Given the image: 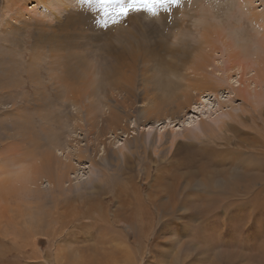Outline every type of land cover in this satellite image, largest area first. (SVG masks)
<instances>
[{
  "label": "rangeland",
  "instance_id": "374dc122",
  "mask_svg": "<svg viewBox=\"0 0 264 264\" xmlns=\"http://www.w3.org/2000/svg\"><path fill=\"white\" fill-rule=\"evenodd\" d=\"M35 1L0 0V28L4 26L6 20L11 21L10 17L13 16L10 14L11 9L17 3L19 11L20 8L26 9L24 10L27 13L26 16L33 17L45 28L37 29L39 33H35V38L33 33L36 24L27 27L25 33L19 30L20 42L16 46L19 47V71L16 74L15 70L9 73L7 69L4 70L9 77L13 75L11 76L13 80L19 77V97L16 95L17 92L13 91L12 98L4 95L0 100V240L7 236L6 243H0V264L5 262L39 264L38 261L42 264H52L48 254L64 237H60L63 228L59 225L60 220L57 219L56 210L75 215L77 211H84L89 206H96L98 212L105 211L104 214L107 215L109 223L115 230L111 235L120 237L121 243L118 245L115 240L108 238L109 253L105 257L106 259L112 255L118 264L128 263L122 253L123 248L134 252L137 258L148 255L153 246L154 236L163 235L159 234L161 233L159 228L157 230L159 221L161 224L165 221L164 230L173 229L172 234L175 232L173 236L181 242L185 240V248L190 245L188 242L191 239L196 240L205 251L204 254H199V259L204 256L202 260L208 258L209 264H264V102L261 103V109L260 104L255 100L257 93H264V82L253 83L256 76H262L261 78L264 79V63L260 68H263L262 70L258 71L257 66L260 53L264 57L262 49L264 23L263 26L258 24L257 26L247 20L243 12L247 7H244L243 0H194L192 7L189 5L187 7L186 1L181 0L180 7L184 6L187 11L184 10V13L186 12L184 15L182 9L177 6L176 17L183 18L184 20H180L189 30L186 44H181L180 38L178 43L177 39L176 42L173 40L175 30L169 31L168 27L163 31L161 29V32L150 31V34L143 32V36L139 35L141 31L133 30L137 27L128 17L138 16L141 20H144L146 16L148 19L155 17V23L158 22L160 27V19L157 16L163 10L172 8V0H167L163 5L155 3V6L151 5L150 0H128L127 6L124 0H105V2L104 0H95L96 2L79 0L81 2L78 3L74 0V5H68V11L55 12L54 16L48 14L51 6L45 2L42 5L43 0H39L36 13L30 12L28 7ZM108 1H110L109 7L113 4L111 7L114 9H107L108 5L104 7ZM83 5L87 7L84 8ZM150 5L154 6V11L149 10ZM122 7H127L133 13L131 15L119 13ZM250 7L262 13L264 0H255ZM85 9L88 10L85 11ZM105 10L107 15L101 16L102 11ZM70 12L75 14L76 21L66 24L65 16ZM41 16L43 23H40L42 19H38ZM171 16L175 18L174 13ZM168 20L170 18L167 19L169 23ZM202 20L203 24H200ZM55 23L65 27L64 30L55 27ZM208 23L215 24L216 29L219 28L223 36L225 35V41L237 47L240 55L238 52L237 56L234 54L236 48L231 50L223 43L225 41L221 33L213 32V35H208L207 38L215 42L216 48L214 44H212L213 49L206 45L209 52L208 59L211 61L206 69L211 72L210 77L220 81L221 84L215 86L214 91L209 90L215 95L207 91L201 94L207 93L202 104L194 98L192 104H198L196 109L190 107L189 110L185 109L182 113H176L180 99L173 98L174 93L170 96V93L162 88L167 78L176 82H180V79L176 76L178 74L174 75L175 73L167 65L158 73V66L162 62L160 59L166 58L167 62L173 61L179 64L181 53L188 46L192 44L189 52L191 49L194 52L198 51L197 47L203 41L202 28ZM47 24L56 30L59 38L74 44L76 51L80 52L84 49L91 51V55L85 60L89 63L90 59L93 67L97 65V61L101 69L96 70L95 67L83 74L84 65L77 66L78 63L75 64V62L69 63L70 67L73 66L71 69L73 71L69 72L62 64L49 63V51L46 44L52 32ZM102 26L109 28L107 32L111 35L114 46L120 47L121 35L126 40L122 39L124 42L121 47L124 48L127 60L134 59L133 72L123 70L118 74V72L115 73L116 71H110L109 55L97 60L106 52L93 46L95 42L91 40V36L101 32L102 30H98L103 29ZM122 27L125 30L122 31ZM81 33L87 34L84 38H79ZM40 35H42L41 38H39ZM127 35H129L128 42ZM1 36L10 38L8 33ZM217 36L220 40H217ZM7 43L0 41L3 47ZM30 53L38 55L31 66L28 64ZM56 64L64 73L60 72ZM2 65L4 66L3 62ZM29 67L32 68L29 69ZM27 72H33L32 74L36 77L32 74L30 77ZM107 72L108 77H119L123 84H127V81L133 78L134 91L131 94L119 93L105 84L100 85L96 95L85 96L84 94L90 90L89 80L94 77L102 78L103 75L105 78ZM53 74L59 76L60 80ZM65 74L70 79L73 77V81L84 80L78 92L79 95L77 92L74 94L75 97L72 95L75 88H72L73 92H70L69 88L62 86L61 76ZM2 76L1 72L0 78ZM86 85L89 90H84ZM36 89L39 90L38 95L34 94ZM176 90L177 88L174 89ZM40 94L45 95L47 100L45 99L43 106L39 107L38 103L41 100L36 98ZM115 100L118 102L116 110L121 113L124 111L126 116L121 122L124 129L117 128L111 131L110 128L101 125L99 129L103 131L100 132L96 126H92L91 120L102 112L105 103H114ZM219 100L220 103H218ZM89 105L93 106L92 110L87 109L86 106ZM38 110L41 113L48 111L53 114L59 125L57 123L47 125L36 119ZM226 111L231 116L225 117V123H222L220 119ZM26 114L29 116L28 124L31 122L34 127L31 123L30 128L26 126L27 123L24 124ZM202 124L210 127L204 135L200 132ZM185 128L188 134L182 135ZM39 135H41L40 138ZM29 137L35 139V142ZM77 147H82L85 151L79 153ZM78 154L80 156H77ZM16 170H19L18 180L15 179L18 177L16 175L13 179V173ZM62 171L66 176L61 177L62 182L58 184L59 174L57 173ZM33 177L36 178L35 183L32 180ZM24 179L30 184H26ZM215 182L224 183L229 190H215L218 194H213L215 191L212 188ZM134 192L144 200L143 205L135 202ZM207 195H216L214 203L205 200L204 197ZM149 196L158 197V200L163 197L164 201L172 207H177L188 200L190 210L179 215L173 212V215L169 214L171 216L169 219L166 213H157ZM194 207H197V213L194 212ZM89 214L90 219H85L80 230L75 232V240H78L72 243V246L83 254L82 260L84 259L85 264L94 262L97 254L95 252L99 250L98 245L87 247L92 239L97 241L99 237V229L94 223L97 221V216L91 212ZM176 217L181 218L182 223L177 221ZM60 219H64V216ZM125 224L131 227L129 231L124 229ZM94 226L96 229L93 228ZM182 226L186 229L184 230ZM90 236L93 238L86 242ZM163 238L159 237L157 240L158 253L167 248L175 251L180 246L175 244L173 238L165 240ZM138 239L140 240L137 243ZM8 246L13 247L9 257V253L5 252ZM14 247L19 250L17 255ZM63 248L66 252L69 251L67 246ZM197 250L201 251V247L195 249ZM97 255L101 259L104 256V254ZM222 257L224 260L220 261ZM234 258L236 260H233ZM155 261L151 263L154 264Z\"/></svg>",
  "mask_w": 264,
  "mask_h": 264
},
{
  "label": "bare ground",
  "instance_id": "6f19581e",
  "mask_svg": "<svg viewBox=\"0 0 264 264\" xmlns=\"http://www.w3.org/2000/svg\"><path fill=\"white\" fill-rule=\"evenodd\" d=\"M23 1V0H22ZM78 2H81L79 0H75ZM95 1V0H94ZM125 1V6L129 5V1L128 0H124ZM138 1V0H137ZM186 4H187V7L188 5L190 7H192V5L194 6V0H191L190 2L188 0H185ZM36 2V3H35ZM34 2V4H32L30 7H28L30 9V12L32 13H36L37 12V8L39 6V0H36ZM44 2L48 5H50L51 7L48 9V14H52V16H54L56 13L55 12H60V11H68V5H74V0H43L42 2V5L44 4ZM83 2V1H82ZM96 2V1H95ZM105 2V0H104ZM132 2V1H130ZM150 2L152 3V0H150ZM172 2V1H171ZM177 5L174 6V4L176 2H173L172 3V8L168 9V10H163L162 12H160V14L157 16L159 17L160 19V27L158 26V22L155 23V17H149L148 19V16L145 17L144 20H141L140 17L138 16H133L131 15L133 12L131 10H129L126 15H131V16H128L130 17V21L132 22V24L137 27L136 28H133V30H138V31H141L139 32V35L142 34L141 36H143V32H145L146 34H150V31L152 32H157V31H160L161 32V29L162 31L168 27L167 29L170 31H173L175 30L174 33V41L176 42V39H177V43H178V40L181 39L180 43H184L186 44V39L187 37L189 36V30L186 29V26L182 23L181 20H184L183 18H180L178 19L176 16H177V13H178V9H177V6H181L179 2H181V0H177ZM183 2V1H182ZM196 3H198V1H195ZM253 2H255V0H243V4L245 5L244 7H247L246 9H244V14L246 15V18L249 22H252L253 24H258L260 26H263V23H264V12H260V11H256L254 8L250 7L251 4H253ZM115 3V2H114ZM109 4H110V1H108L107 4H104V7H109ZM112 4V3H111ZM127 4V5H126ZM139 4V3H138ZM106 5V6H105ZM113 5V4H112ZM112 5H110V7L107 9H114L113 7H111ZM151 5H154L153 3ZM250 5V6H249ZM25 6V5H24ZM23 6V7H24ZM77 6V5H76ZM123 6V5H122ZM155 6V5H154ZM153 6V8H154ZM174 6V7H173ZM78 7V6H77ZM76 7V8H77ZM83 7H87L86 5H83ZM135 8L137 7V4L136 6H134ZM186 7V8H187ZM27 8V9H28ZM91 8V7H90ZM88 8V9H90ZM122 8H127V7H122ZM132 8V7H131ZM194 8V7H193ZM47 9V8H45ZM88 9H85L88 10ZM106 9V8H105ZM106 9V10H107ZM180 9H182V13L185 15L184 13V10L187 11V9H184V6L180 7ZM191 9V8H190ZM26 9H22L20 8V11H19V5L18 3L14 5V7L11 9V13L10 14H13L11 18V21H5L4 22V26L1 27L0 31H1V35L4 34V33H8L10 34V38L6 39V37L4 38L3 36L0 35V40L1 42H8L7 45L5 47H3L2 45H0V74L1 72L3 73V76L0 78V89H2L0 91V100L3 99V96L6 95L8 98H12V96H14V94H12L13 91H16L19 97V77L16 79V80H13V78H11V76L13 75H10V77L4 72V70H6L8 73L9 71H16V74L18 73L19 71V47H16L18 46L19 44V38H18V32L20 30L21 33H25L26 31V28L27 27H30L31 25H35V31L33 33V38H35V33H39V31H37V29H41V30H44L45 28H43L41 26V24L38 23V21H36L35 19H33V17H30V16H26V12L24 11ZM77 10V9H76ZM102 11L103 12V15L101 16H106L107 15V11ZM189 10V9H188ZM246 10V11H245ZM196 10H194L195 12ZM203 11V10H202ZM29 12V11H28ZM80 11H78L79 13ZM207 12V11H206ZM47 13V12H46ZM54 13V14H53ZM75 13V12H74ZM174 13V19L173 17L171 16V14ZM191 13V12H189ZM200 13V12H199ZM202 13V12H201ZM205 13V12H204ZM77 14V13H76ZM117 14V13H116ZM115 14V15H116ZM165 14V15H164ZM208 15V13H206ZM31 15V14H30ZM75 15V14H74ZM71 12L68 13L66 16H65V22L66 24L68 23H74L76 21V18ZM33 16V15H31ZM43 17L45 15H42ZM38 17V19H42L43 17ZM58 16V15H57ZM171 16V17H169ZM187 16V15H186ZM185 16V17H186ZM203 16V15H202ZM201 16V18H202ZM169 23L167 22V19H169ZM210 17H211V14H210ZM209 17V18H210ZM57 18V17H55ZM117 18V17H116ZM207 18V17H206ZM213 18V17H211ZM205 19V17H203V20ZM33 20V21H32ZM203 20H202V23L200 24H203ZM205 21V20H204ZM209 21V19H208ZM211 21V20H210ZM3 22V21H2ZM19 22H21V25H19ZM43 19L41 20L40 23H43ZM207 22V21H206ZM214 22V21H213ZM255 22V23H254ZM62 23V22H60ZM205 23V22H204ZM63 24V23H62ZM104 24V23H103ZM197 24V23H196ZM199 24V25H200ZM219 24V23H218ZM40 25V26H39ZM43 25V24H42ZM45 25V24H44ZM48 26L51 27L50 24H47ZM101 25V24H100ZM257 25V26H258ZM205 26V25H203ZM55 27H58L62 30H64L65 27H60L58 23H55ZM67 27V26H66ZM103 29H99L98 31H101V32H97V34H94L93 36H91V40L94 43L93 46H97L99 47L101 50H103L104 52H106V54L100 58H97L98 59H101V58H104V57H107V55H109V61L108 63L111 64V65H108L109 66V70L110 71H116L115 73L118 72L119 73H122L123 70L126 71H131L133 72L134 70V67H135V62H134V59H132L131 61L127 60V56L125 55V51H124V48L121 47V45H123V42L126 41L124 40L123 36L121 35V38H120V47H116L113 45V41H112V38H111V35L108 34L109 32H107V30L109 28H104V26H102ZM126 27V26H125ZM99 28V27H98ZM130 28V27H128ZM149 28H151V30H149ZM217 26L215 24H211V23H208L205 27H203L202 30L203 31V34H202V37H203V41L199 44V48L197 47L198 51L194 52L193 49H191V51L189 52V48L192 47V44L191 46L187 47L186 50H183L182 53H181V59H180V63L179 64H175L173 61H168L167 62V59L166 58H161L160 60L162 62H160L159 66H158V73L161 72L165 66L167 65L168 68H171L173 73H175L174 75L176 76H179L178 78L180 79V82H176V80H172L170 78H167V82L166 84H164L163 88L166 92H169L170 93V96L173 95L174 93V97L173 98H179L180 100H178V110L176 111V113H182L185 109H190V107L192 109H196V105L198 104H192V100L194 98H196V101L199 100L198 102L200 104L203 103V98L205 95H207V93H205L204 95H201L202 93H204L205 91L209 92V93H213V92H210L209 90L211 89L212 91H214L216 89L217 86H219V83L221 84L220 81L216 80V79H212L210 77V74L211 72H209L206 68L207 66L210 64L211 61H209L208 59V54L209 52L207 51L206 49V45L211 47L212 49L215 47L216 48V45H215V42L213 40H210L209 38H207L208 35H211L213 32L215 33H221L220 30L216 29ZM131 29V28H130ZM191 29V28H190ZM122 31L125 30V28L122 27L121 29ZM149 30V31H148ZM104 31V32H103ZM201 31V32H202ZM51 32H52V35L48 36L49 37V42L46 44V47L48 46V51H49V63L52 64V62H55L59 65L62 64V66L64 67V69H66L68 72L69 71H73L71 69H73V66L70 67L69 63H73L75 62V64H77V66L79 65H84L83 67V70H82V73L83 74H86L90 69L96 67V70L98 69H101L100 66H98L100 63H97V65H94V67L91 65V60L89 59V63L85 60L87 59L90 55H91V51H87V50H82V51H76L75 49V45L70 43L69 41H66L65 39H61L57 36L56 34V30L53 29V27H51ZM200 32V33H201ZM258 32V31H257ZM164 33V32H163ZM162 33V34H163ZM260 33V32H259ZM87 34V33H81V35H79L78 37L79 38H84V35ZM132 34V33H131ZM134 34V33H133ZM132 34V35H133ZM156 34V33H155ZM222 34V33H221ZM7 35V34H6ZM172 35V34H171ZM201 35V34H200ZM213 35V34H212ZM87 36V35H86ZM85 36V37H86ZM137 36V35H136ZM145 36V35H144ZM163 36V35H162ZM184 36V37H182ZM262 36V35H261ZM42 35H40L39 38H41ZM88 37V36H87ZM167 37V36H165ZM222 37L223 39L225 38V35L223 36L222 34ZM260 37V36H259ZM180 38V39H178ZM199 38V37H198ZM261 38V37H260ZM263 38V37H262ZM21 39V38H20ZM124 41H123V40ZM128 39H129V35H127V42H128ZM145 39V38H144ZM217 40H220L219 37L217 36ZM89 41V40H88ZM225 41V39H224ZM101 42V43H100ZM37 43V42H36ZM35 43V44H36ZM173 43V42H172ZM224 44H226L227 47H230L231 50L232 49H235L233 51L234 54L237 56L238 53L240 55V51H237V47H234V46H231V43L229 41H225L223 42ZM175 44V43H173ZM214 44V47L213 45ZM261 44V43H260ZM188 45H190V42H188ZM234 45V44H233ZM44 47V46H43ZM234 47V48H232ZM174 49V48H173ZM240 49V47H239ZM262 49L264 50V42L262 43ZM241 50V49H240ZM238 52V53H237ZM30 55V58H29V66H31L33 63H35V58L38 57L39 55V52H38V55H33L32 53L29 54ZM41 55H43L41 53ZM259 56V54H258ZM260 56H261V53H260ZM259 56V59H258V71L259 69L262 67L263 63H264V57ZM45 57V56H44ZM257 57V56H256ZM42 59V58H41ZM22 61V60H21ZM25 61V60H24ZM42 61V60H41ZM2 62L4 64V66L2 65ZM7 63H9L10 65H8ZM39 63V62H38ZM56 64V67H58ZM8 65V66H7ZM21 65V64H20ZM256 65V63H255ZM53 66V65H52ZM55 66V64H54ZM264 66V65H263ZM39 67V66H38ZM252 67V66H251ZM250 67V68H251ZM32 67H29V69H31ZM35 68V67H34ZM59 68V67H58ZM62 68V67H61ZM103 68V67H102ZM239 68V67H238ZM249 68V67H248ZM257 68V67H256ZM264 68V67H263ZM262 68V69H263ZM13 69V70H11ZM26 69V68H25ZM24 69V70H25ZM60 69V68H59ZM254 69V68H253ZM252 69V70H253ZM260 69V70H262ZM34 70V69H33ZM48 70V69H47ZM51 70V69H50ZM37 71V70H36ZM63 71V70H62ZM61 69H60V72L61 73H64L62 72ZM257 71V72H258ZM22 72V70H21ZM25 72V71H24ZM58 72V71H57ZM76 72V70L74 71V73ZM103 72V71H102ZM15 73V72H14ZM33 73V72H32ZM32 73H29L27 72V75H29L31 77V74ZM39 73V72H38ZM66 73V72H65ZM15 74V75H16ZM35 74V72H34ZM47 74V73H46ZM59 74V73H58ZM20 75V74H19ZM33 75V74H32ZM55 75V74H53ZM109 73L107 72V75L106 77L104 78V75L102 78H97V77H94V78H91L88 82V84L90 85V90H89V87L86 85L84 86V90H89L87 91L88 93L87 94H84L85 96L89 97L91 95H96L97 92H99V89H100V85L103 86L105 84H108V86L110 87L111 90H114L116 92H119V93H124V94H131L133 91H134V87L132 86V82H133V78H131L130 80L127 81V84H123L122 80L120 81V78L116 77H108ZM213 75V74H212ZM264 75V74H263ZM33 77H36L33 75ZM157 77V76H156ZM262 76H256L254 79H253V83H261V82H264V79L261 78ZM55 78L59 79L60 77L59 76H56L55 75ZM72 79V81H70ZM68 78V76L65 74L63 77L61 76V84L62 86H65L66 89L69 88V91L70 92H73L72 91V88H75V92H73L72 95L76 94L77 92V95H79V90L81 89V86L82 84L84 83V80L80 79L79 81H73V77ZM108 79V80H107ZM129 79V78H128ZM60 80V79H59ZM33 81V80H32ZM35 81V80H34ZM235 81V80H234ZM22 82V81H21ZM55 82V81H53ZM236 82V81H235ZM60 84V83H59ZM58 84V85H59ZM56 85V84H55ZM216 86V87H215ZM12 87H16L15 89L12 88ZM61 87V86H59ZM177 88L176 91H174V89ZM149 90V89H148ZM10 91V92H9ZM51 91V90H50ZM174 91V92H173ZM111 92V91H110ZM24 93V92H23ZM39 93V90L36 89L34 91V94H37L38 95ZM179 93V94H178ZM195 93V94H194ZM215 95V93H213ZM23 95V94H22ZM27 95V94H26ZM122 95V94H121ZM177 95V97H175ZM75 97V95H74ZM97 97V96H96ZM23 98V97H22ZM35 98V96H34ZM94 98V97H93ZM45 95L43 94H40V96L38 98H36V100H41L37 101L39 107L40 106H43V102H45ZM75 99V98H74ZM89 99V98H88ZM16 100V99H15ZM47 100V99H46ZM218 100V99H217ZM256 102L258 104H260V108H261V103L264 102V93H257L256 95ZM254 100V101H255ZM14 101V99H13ZM97 101V100H96ZM116 102V104H115ZM122 102V101H120ZM124 103V102H122ZM218 103H220V100L218 101ZM92 104V102H91ZM118 102L117 100L114 101V103H105L103 105V110L102 112L99 114V115H96L94 116L91 120V124L92 126H96L98 128V130L100 132L103 131V129H99V127L101 128V125H103V127L105 128H110L111 131L114 130V129H117V128H122V124L121 122L124 121V117L125 114H124V111L121 113V111H117L116 109L118 108ZM127 104V103H125ZM122 105V104H121ZM19 106V105H18ZM120 106V105H119ZM47 107V106H46ZM88 110H92L93 109V106L89 105V106H86ZM85 107V108H86ZM123 107V106H122ZM121 107V108H122ZM127 107V105H126ZM19 108V107H18ZM42 108V107H41ZM125 108V107H124ZM219 108L221 109V107L219 106ZM14 109V108H13ZM16 109V108H15ZM44 109V107L42 108ZM262 109V108H261ZM47 110V109H45ZM26 111V110H25ZM44 111V110H43ZM17 112V111H16ZM19 112V110H18ZM14 113V111H13ZM123 114V115H121ZM225 114V115H224ZM223 114V118L220 119V122L222 123H225V120L224 118L225 117H229L231 116V114L226 111L225 113ZM27 115V114H26ZM93 115V114H92ZM179 115V114H178ZM37 116L38 118L36 119H39L41 120V122H45L47 123V125H51L52 123H57L58 124V120L56 118H54V115L53 114H50L48 111H45L44 113H41V111H37ZM58 116V114H57ZM32 117V116H31ZM30 117V118H31ZM28 118L29 116H25V121H24V124L27 123L28 124ZM58 118V117H57ZM166 118V117H165ZM169 118V117H167ZM35 119V118H34ZM32 119V120H34ZM24 120V119H23ZM31 120V119H30ZM35 121V120H34ZM57 121V122H56ZM100 122V124H99ZM31 123V122H30ZM29 123V124H30ZM103 123V124H102ZM168 123V122H167ZM13 124V123H12ZM16 124V123H15ZM23 124V125H24ZM26 125V126H29L30 128V125ZM40 124V123H39ZM56 124V125H57ZM24 125V126H25ZM37 125V124H36ZM46 125V127H47ZM59 125V124H58ZM18 126V125H17ZM31 126H32V123H31ZM45 126V125H44ZM44 126H41V127H44ZM219 126V125H218ZM34 127V126H32ZM201 129H200V132L204 135L206 134L207 130L210 128L209 126L207 125H204L202 124L201 126ZM26 128V127H25ZM29 128H26V129H29ZM50 128V126H49ZM54 128V127H53ZM25 129V131H26ZM33 129V128H32ZM47 129V128H46ZM45 129V130H46ZM20 130V129H19ZM30 130V129H29ZM37 130V129H36ZM40 130V129H39ZM57 130V128H56ZM28 131V130H27ZM34 131V130H33ZM53 131V130H52ZM98 131V132H99ZM17 131H15L16 133ZM19 132V131H18ZM55 132V131H54ZM57 132V131H56ZM40 133H41V130H40ZM43 133V132H42ZM45 133V132H44ZM17 134V133H16ZM34 134V133H33ZM37 134V133H36ZM46 134V133H45ZM61 134V133H60ZM99 134V133H98ZM102 135V133H100ZM188 134V130L187 128H185L182 132V135H186ZM35 135V134H34ZM38 135V134H37ZM172 135H174L172 133ZM41 135H39V138H40ZM50 136V135H49ZM52 136V135H51ZM61 136V135H60ZM59 136V137H60ZM16 137V136H15ZM48 137V136H47ZM46 137V138H47ZM62 137V136H61ZM60 137V138H61ZM19 138V137H18ZM31 139V137H29ZM59 138V139H60ZM55 139V138H54ZM19 140V139H18ZM29 141V139H27ZM32 141H34L35 139H31ZM30 140V141H31ZM173 140V139H172ZM19 142V141H18ZM35 142V141H34ZM41 142V141H39ZM43 142V141H42ZM41 142V143H42ZM45 142V141H44ZM48 142V141H46ZM50 142V140H49ZM55 142V141H54ZM180 142V141H178ZM251 142V141H250ZM257 142V141H256ZM15 143V142H14ZM57 143V141H56ZM189 143V142H188ZM255 143V142H254ZM253 143V144H254ZM49 144V143H48ZM59 144V143H58ZM180 144V143H179ZM186 144V143H185ZM241 145V144H240ZM249 145V144H248ZM2 147V146H1ZM239 147V146H238ZM17 148V147H16ZM78 148V147H77ZM14 149V148H13ZM11 150V149H10ZM18 150V149H17ZM243 150V149H242ZM83 151H85L82 147L78 148V152L79 153H82ZM217 151V150H216ZM14 152V151H13ZM83 155V154H82ZM81 155V156H82ZM77 156H80V154H78ZM253 156V155H252ZM256 157V156H255ZM190 158V157H189ZM257 158V157H256ZM14 159V158H13ZM192 159V158H190ZM52 160V159H50ZM57 160V159H55ZM193 160V159H192ZM191 160V161H192ZM201 160V159H200ZM204 160V159H203ZM209 160V159H208ZM211 161V160H210ZM192 163V162H191ZM211 163V162H210ZM208 163V164H210ZM250 165V164H249ZM68 166V165H67ZM69 167V166H68ZM178 168V167H177ZM241 168V166H240ZM244 168V166H243ZM15 169V168H14ZM61 170V169H60ZM245 170V169H243ZM242 170V171H243ZM14 174V177L13 179L15 178V175L18 176L19 175V170H16ZM26 174V173H25ZM59 174L58 177H59V182H57L58 184H60L62 181H61V177H64L66 175H64V172H60V173H57ZM11 175V174H10ZM27 175V174H26ZM7 179V178H6ZM9 182H10V176H9ZM12 179V181H13ZM16 180L19 179V176L15 178ZM35 177L32 178L33 182L35 181ZM6 181V180H5ZM8 181V180H7ZM15 181V180H14ZM37 181V180H36ZM188 181V180H187ZM196 181V180H195ZM216 181V180H215ZM24 182L26 184H30V183H27L26 180L24 179ZM31 182V181H30ZM192 182V181H191ZM35 183V182H34ZM5 184V183H4ZM198 184V183H197ZM204 184V183H203ZM254 184H256V182H254ZM10 186H12V184L9 183ZM58 186V185H57ZM182 186V185H181ZM4 187V185L2 186ZM12 188V187H11ZM71 188V187H70ZM2 189V188H1ZM14 189V188H13ZM194 189V188H193ZM197 189V187H196ZM213 191L215 190H218V191H225V190H229V188L224 185V183H218V182H215L214 183V187L212 188ZM210 192V191H209ZM11 194V193H10ZM40 193H38L39 195ZM146 194V193H145ZM196 194V193H195ZM213 194H218L217 191H215ZM187 195V194H186ZM188 196V195H187ZM148 197V196H147ZM159 197V195H158ZM157 197V198H158ZM157 198H151L149 196V199H150V202L151 204L153 203L155 205V208L157 209V213L160 214L162 212H164V214L166 213L167 215L171 214L173 215V212L175 214H180V213H186L188 212L190 209H189V204H187V201H184L182 202V204H180L179 206L177 207H172L170 206L166 201H164V198H160V200H158ZM188 198V197H187ZM205 200L214 203L213 200H215L216 198V195H207L204 197ZM158 203H157V201ZM134 200L136 203L138 204H142L143 205V201L141 199V196L137 193L134 192ZM192 200V199H191ZM61 201V200H60ZM189 202V201H188ZM146 203V202H145ZM190 203V202H189ZM62 204V203H61ZM222 206V205H221ZM201 207V206H200ZM77 210V209H76ZM194 212L197 213L198 212V209L197 207H194L193 208ZM192 210V212H193ZM95 211L98 212L97 210V207H88L87 209H84L83 210H80V211H77V214L75 215H72L71 213L69 212H65L63 213V210H60L55 213H57L58 217L57 219H59V225L63 228V231H62V234L60 235L61 236H64L60 241H58L52 248V250L50 251V254L49 255V259L51 260L52 264H85V261L84 259L82 260V257H83V254L81 252L78 251V249H76L75 246H72V243H76V239L75 240V232L76 231H79L80 228L82 227V224L84 222L85 219L88 220L89 218V212L91 213H94L96 216H97V221L94 222L95 223V226L98 230V240L95 241L94 239H92L93 237L90 236L88 239H86V242L89 240L92 239V242L90 243V245H88L87 247L89 246H95V245H98L97 249H99L98 251H96L95 253L97 254H104L103 258L101 259L97 254L95 255V260L94 262H92L91 264H118L117 261L115 260L114 257H112V255H109L106 259V255L109 253V244H108V238H111L112 240H115L116 241V245L120 244V237L119 236H112L111 234H114L115 230L113 229L114 227L109 223V220H108V217L107 215H105V211L101 210L99 211L98 213H96ZM138 212V211H137ZM134 213V212H133ZM132 213V214H133ZM164 214L161 216V218H163ZM192 214V213H191ZM194 214V213H193ZM141 215V214H140ZM64 216V219H60L61 217ZM93 217V216H92ZM169 219H170V215L168 216ZM174 217V216H173ZM179 217V216H178ZM178 217H176V219H178L177 221H179L180 223H182L181 221V218L179 219ZM160 218V219H161ZM90 219V218H89ZM159 219V220H160ZM94 220H92L93 222ZM42 222V221H41ZM123 222V221H122ZM121 222V223H122ZM133 222V221H132ZM161 221L158 222L157 224V230L159 228V230L161 231V233L159 234H163V235H160V236H154V239H153V246H152V249L150 252H148V255H145V257H139L137 258L134 254V252H132L131 250H128L126 251L125 248H123V252L122 253L124 254V257L126 258V260H128V263L127 264H152L151 261H155L154 264H209L208 263V258L207 259H199V254L200 253H205L204 251V248L202 246L199 245V243L196 241V240H190L188 243H190L189 246H187L185 248V240L184 241H180V239H177L176 236H173V234H175V232L172 234V230H170V228H168V230H164V223L165 221H163V223L161 224L160 223ZM61 223V224H60ZM91 223V222H90ZM93 223V224H94ZM148 223V222H147ZM146 223V224H147ZM168 223V222H167ZM139 224H142V223H139ZM150 224V223H149ZM91 225V224H90ZM89 225V226H90ZM153 225V224H152ZM93 226V225H92ZM95 226L93 228H95ZM132 226V225H131ZM167 227L169 226L168 224L166 225ZM124 229H126L127 231H129L131 229L130 226L128 225H124L123 226ZM144 227V226H143ZM95 228V229H96ZM152 228V227H151ZM182 228L184 229L185 226H182ZM94 229V230H95ZM134 229V227L132 228ZM186 229V228H185ZM184 229V230H185ZM93 230V231H94ZM121 231V230H120ZM118 232V231H117ZM150 232V231H149ZM148 232V234H149ZM120 233H124V232H120ZM187 233V232H186ZM127 234V233H126ZM145 234V233H144ZM177 234V233H176ZM182 235H184L182 233ZM87 236V235H86ZM59 237V238H60ZM79 237V236H78ZM134 237V236H132ZM159 237H164L163 239H170V238H173L175 240V244L177 245H180L178 247V249H176L175 251L172 250L171 248H167V250H161L160 253H158V249L157 247L159 246L158 245V239ZM56 239V238H55ZM140 239L137 240V243ZM199 240V239H198ZM7 241V236L4 238V239H1L0 240V243H3L5 242L6 243ZM187 241V240H186ZM13 243L15 245L16 243V239H15V236L13 238ZM181 245L183 247H181ZM64 246H67L69 251L66 252L64 250ZM122 246L123 244L120 246L121 250H122ZM126 246V245H125ZM138 246V245H137ZM200 248L201 247V251H195V249L197 248ZM15 249V252H16V255L17 253L19 252V250L14 247ZM185 248V249H184ZM13 247L12 246H8V248L5 249V252L6 253H9L8 254V257L11 255V251H12ZM180 249V250H179ZM207 249V248H206ZM111 251V250H110ZM136 252V251H135ZM213 252V251H212ZM34 253V252H33ZM37 253V252H36ZM39 255V254H38ZM218 255V254H217ZM220 255V254H219ZM33 256V255H32ZM221 256V255H220ZM36 257V256H34ZM39 258V257H38ZM140 259V260H139ZM219 259V258H218ZM226 259V258H225ZM238 259V258H237ZM224 260L223 257L220 258V261ZM233 260H236V258H234ZM240 260V259H239ZM242 260H244L242 258ZM37 261V260H36ZM147 261V262H146ZM41 261H38L39 264H42L40 263ZM122 263V262H121ZM120 263V264H121ZM125 263V262H124ZM3 264H9L7 262L3 263ZM246 264V263H244Z\"/></svg>",
  "mask_w": 264,
  "mask_h": 264
},
{
  "label": "snow or ice",
  "instance_id": "6c2138e0",
  "mask_svg": "<svg viewBox=\"0 0 264 264\" xmlns=\"http://www.w3.org/2000/svg\"><path fill=\"white\" fill-rule=\"evenodd\" d=\"M167 0H152V3L155 4V3H160L161 5H163L164 3H166ZM172 2H177V0H172ZM149 10L150 11H154V8L150 5L149 6ZM129 11L128 8H120L119 9V13L121 14H126L127 12Z\"/></svg>",
  "mask_w": 264,
  "mask_h": 264
}]
</instances>
